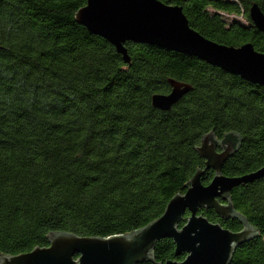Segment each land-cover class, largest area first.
Returning <instances> with one entry per match:
<instances>
[{
	"label": "trees",
	"instance_id": "obj_1",
	"mask_svg": "<svg viewBox=\"0 0 264 264\" xmlns=\"http://www.w3.org/2000/svg\"><path fill=\"white\" fill-rule=\"evenodd\" d=\"M158 1L181 7L208 40L264 54L249 16L253 5L264 13V0ZM86 4L0 0V256L46 248L56 233L108 239L147 227L205 170L198 150L206 137L218 151L234 148L225 177L264 167V86L149 45L127 43L126 64L76 21ZM170 81L191 92L163 112L152 97L168 95ZM215 175L207 171L202 184ZM219 201L238 218L198 214L234 233L244 229L239 218L258 231L231 264H264V178ZM175 248L157 242L155 263L184 261Z\"/></svg>",
	"mask_w": 264,
	"mask_h": 264
},
{
	"label": "water",
	"instance_id": "obj_2",
	"mask_svg": "<svg viewBox=\"0 0 264 264\" xmlns=\"http://www.w3.org/2000/svg\"><path fill=\"white\" fill-rule=\"evenodd\" d=\"M253 25L264 35V13L257 5L249 11ZM76 21L94 36L109 42L126 64H131L125 45L135 43L155 46L170 52L197 58L232 76L254 85L264 86V54L251 43L239 48L218 44L191 28L183 9L158 0H87L76 15ZM168 95H154L155 109L170 111L191 92V87L170 81ZM206 137L199 148L206 160L204 171L190 181L185 195L174 197L164 214L147 227L125 236L108 239L79 237L70 233L49 236V246L37 248L19 256H0V264H144L154 261L157 242L171 239L176 256L184 261L165 264H231L236 249L258 236V231L239 218L244 229L238 233L224 229L200 216L199 210H214L221 218L237 217L236 212L219 200L225 201L231 192L241 186L264 178V167L238 178L222 174L233 147ZM209 170L216 175L207 186L202 177ZM190 213L183 228H179L186 213Z\"/></svg>",
	"mask_w": 264,
	"mask_h": 264
},
{
	"label": "rangeland",
	"instance_id": "obj_3",
	"mask_svg": "<svg viewBox=\"0 0 264 264\" xmlns=\"http://www.w3.org/2000/svg\"><path fill=\"white\" fill-rule=\"evenodd\" d=\"M231 20H232V19H231ZM240 20H241V19H240ZM242 22H243V23H246V21H245V20H242Z\"/></svg>",
	"mask_w": 264,
	"mask_h": 264
}]
</instances>
